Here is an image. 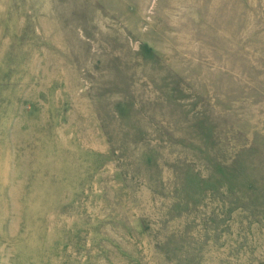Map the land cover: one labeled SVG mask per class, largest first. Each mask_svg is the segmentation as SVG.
<instances>
[{
  "label": "rangeland",
  "instance_id": "1",
  "mask_svg": "<svg viewBox=\"0 0 264 264\" xmlns=\"http://www.w3.org/2000/svg\"><path fill=\"white\" fill-rule=\"evenodd\" d=\"M0 264H264V0H0Z\"/></svg>",
  "mask_w": 264,
  "mask_h": 264
},
{
  "label": "bare ground",
  "instance_id": "2",
  "mask_svg": "<svg viewBox=\"0 0 264 264\" xmlns=\"http://www.w3.org/2000/svg\"><path fill=\"white\" fill-rule=\"evenodd\" d=\"M1 155V154H0Z\"/></svg>",
  "mask_w": 264,
  "mask_h": 264
}]
</instances>
